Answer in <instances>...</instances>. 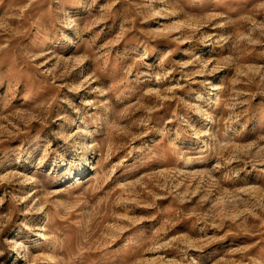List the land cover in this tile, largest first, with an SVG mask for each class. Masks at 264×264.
Instances as JSON below:
<instances>
[{"label":"rangeland","instance_id":"374dc122","mask_svg":"<svg viewBox=\"0 0 264 264\" xmlns=\"http://www.w3.org/2000/svg\"><path fill=\"white\" fill-rule=\"evenodd\" d=\"M0 264H264V0H0Z\"/></svg>","mask_w":264,"mask_h":264}]
</instances>
